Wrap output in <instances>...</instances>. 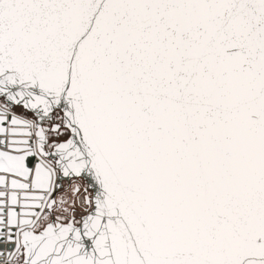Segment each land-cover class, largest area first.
Segmentation results:
<instances>
[{
  "label": "snow or ice",
  "instance_id": "snow-or-ice-1",
  "mask_svg": "<svg viewBox=\"0 0 264 264\" xmlns=\"http://www.w3.org/2000/svg\"><path fill=\"white\" fill-rule=\"evenodd\" d=\"M0 264H264V0H0Z\"/></svg>",
  "mask_w": 264,
  "mask_h": 264
}]
</instances>
